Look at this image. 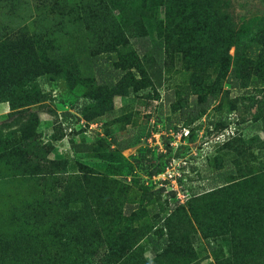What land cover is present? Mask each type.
<instances>
[{
  "label": "rangeland",
  "instance_id": "374dc122",
  "mask_svg": "<svg viewBox=\"0 0 264 264\" xmlns=\"http://www.w3.org/2000/svg\"><path fill=\"white\" fill-rule=\"evenodd\" d=\"M166 1L0 0V44L22 34L38 50L54 49L70 62L69 73L47 72L21 83L30 104L22 106L19 88L11 93L22 98L16 99L18 109L38 117L28 138L48 145L47 155L21 145L19 126L26 118L17 120L18 111L6 115L9 104L0 102L8 104V111L0 107V264H214L208 242L226 257L245 246L257 257L264 245V55L258 57L260 45H253L234 73L238 85L230 87V66L220 52L198 58L209 53L200 39L208 29L205 3L196 8L199 0H170L167 7ZM217 4L231 29L229 54L234 40L253 31L264 39V24L258 25L264 0ZM109 11L123 28L140 25L129 44L146 60H133L136 67L127 73L116 65L133 58V47L115 44ZM111 83L123 93L99 90ZM210 87L217 90L211 107L185 122L197 147L190 153L186 143L167 149L166 140H179L169 131L185 125L176 119L178 107ZM113 136L124 149H117ZM176 151L180 159L172 171L184 172L178 190L192 196L213 186L228 189L180 207L163 179L149 175L151 159L175 157ZM52 196L60 199L56 207ZM255 197L262 199L258 218L214 213L221 202L237 208ZM18 231L29 244L16 241ZM163 240L170 246L158 262L153 247L162 248Z\"/></svg>",
  "mask_w": 264,
  "mask_h": 264
},
{
  "label": "trees",
  "instance_id": "16d2710c",
  "mask_svg": "<svg viewBox=\"0 0 264 264\" xmlns=\"http://www.w3.org/2000/svg\"><path fill=\"white\" fill-rule=\"evenodd\" d=\"M172 1V0H171ZM173 2V1H172ZM172 2L170 0L165 2V5L167 7L172 6ZM205 3V4H204ZM201 4H204L205 7V22H208L207 25V30L203 32L204 37L200 35V39L203 41V48L206 49L208 48L209 53H202L201 55L198 56L200 61H202L204 58L211 57L209 55H214L215 51H218L221 53L220 59L221 62L226 63L229 68V74H231V77L228 76L226 78V82L229 84L230 87H236L238 85L236 79L234 78V73L237 71L240 62L248 57L249 55V50L253 45H260L261 52H259V56L264 55V39H256L258 35L253 31L252 33L241 37L237 38L232 42L231 45L234 46V51L231 54L228 53L227 48L225 46V43L228 41L230 37V32L231 29L227 26V23L223 19L222 12L220 11L219 5L217 4V0H199V2L196 5V8H198ZM112 9H117L116 6H113ZM170 11V9L168 8ZM172 12V11H171ZM169 12V14L171 13ZM114 14L109 11L108 13V21L113 27V35L115 36V44L122 45L123 47H128L132 48L133 46L130 45V38L134 37L135 35L133 32L139 30V24L138 23H133V27H127L123 28L117 20L113 18ZM210 21H214L215 23H210ZM221 21L220 23H218ZM264 24V21H260L258 25ZM225 25V26H224ZM142 28V27H141ZM141 31V29H140ZM196 35V34H195ZM194 35V36H195ZM197 37V36H196ZM197 39V38H195ZM163 44L165 45L166 48L168 46H172V41L167 37V35L164 38V41H162ZM35 43L30 40L29 37H25L22 34H16L11 40H7L4 44H0V88L4 87V90H0V102H8L9 104V112L6 113V115H13L14 112L18 111V119L17 120H23L26 118L25 121L21 123L19 126L20 131L23 133V140H22V146L25 148L29 149H36L40 155H47L48 153V145L46 144H41L37 142L34 138L29 140L28 136L30 135L29 132H34L36 128V123L38 120V117L35 116L33 119H31V116L33 114H30L31 112L27 115H25L23 112V109H18L19 106H17L16 99H22V98H17V97H12L11 93L16 90L17 88L20 89L21 93L24 94L26 101H23L22 106H26L27 104H30L33 99L30 97V95L26 92V90L22 87L21 83L24 81H30L31 79H34L36 76L51 72L55 73L58 75L61 74H66L70 72V62L64 61L66 59V56L56 52L54 49H47V48H42L41 50H38L36 46H34ZM132 52L131 54L133 55V58H128L127 60H121L123 61L122 64L116 65V68L120 69V71H124L127 73L129 72L132 67H136L133 64V60L136 58H139L140 60H146V54L143 53L140 54V52L135 49L134 47L131 49ZM41 51V52H40ZM139 56V57H138ZM143 58V59H142ZM137 60V59H136ZM137 66L140 67L139 63L136 62ZM141 68V67H140ZM121 72V73H124ZM124 73V74H125ZM139 74L142 76L144 75L143 70L139 69ZM118 77V76H117ZM119 86L116 83H111L104 85L103 87H99V90L102 89H113L112 93H123V89L118 88ZM196 92H199L195 88ZM201 91V90H200ZM217 97V90L215 87H210L208 90L204 91L203 93L197 94L196 100H193L190 103H182L178 107V112L176 114V119L178 121L184 122V126H186L187 121L189 120H194L197 117H200L206 111L211 107L213 101ZM165 102H168L170 100L169 94H165ZM92 100H95L96 98H91ZM91 100V101H92ZM35 101V100H34ZM26 103V104H25ZM86 103H84L83 108L87 107ZM25 109V108H24ZM23 111V112H22ZM188 141H194V137L189 136L187 137ZM166 140V139H165ZM112 143L116 145L118 150L124 149L125 145L122 141L118 140L117 136L112 137ZM168 140L165 141V147L167 149L170 148ZM180 148V147H179ZM186 149H188V146H186ZM234 150L237 153H242V149L240 148H234ZM177 152H175V157H177ZM179 153V152H178ZM166 158V159H165ZM172 156H168L167 154H160L157 158L151 159V169L149 170V175H157L159 173H162L165 170V167L171 160ZM163 159L165 161L163 162ZM208 159V158H207ZM207 163H210V159H208ZM36 178V177H34ZM166 183V182H165ZM227 186V185H226ZM225 186V187H226ZM228 189L226 187L223 189L222 187H209L206 191L202 193H198L196 195L190 196L186 202H183L179 204L180 207H184L186 205H190L192 202H195L197 200H201L205 197L212 196V197H220L219 194L222 192H225ZM169 195H171L173 198L176 197V192L173 190L168 191ZM215 195V196H214ZM258 197L251 198V200L248 202L249 204L247 205H238L237 208L232 206L229 202L223 203L222 202L217 206V208H214L215 211L214 213H217L219 215H223L224 217L228 218H233L235 216H240L245 218L247 217L248 220L250 221L254 216L259 217V212H258ZM60 199H57L56 196L51 197V204L53 206H57V202ZM221 201V200H220ZM262 201V199H261ZM236 205V204H235ZM234 207V208H233ZM131 209V208H130ZM246 209H250L249 211H246ZM75 214V212H73ZM238 219V218H236ZM223 224L227 223L228 221H221ZM220 222V223H221ZM250 225V223H248ZM80 226L79 224H77ZM166 225V222H165ZM84 227V226H80ZM255 229V228H254ZM83 230V229H82ZM20 233H23V231H18L17 234H15V239L16 241L19 240L22 243H28V240L25 236H19ZM130 233V230H126L121 233L122 238L126 239ZM79 242L83 245L86 246L85 239L80 235L79 237ZM163 247L158 248L157 246L153 247V251L155 252V257L158 259V262L161 259V255H164V252H166V247L170 246V240H163ZM7 247L11 245V242L7 241L5 243ZM174 245H177L178 248H180V244L175 243ZM208 245L211 249V252L214 255L215 263L214 264H264V245L260 243L259 245V250H258V255L255 257L253 254V251H251L248 247L245 246L243 248L242 252L239 254H234V251L232 252L233 256L226 257L224 255H220L217 253L216 248L212 245ZM244 246V245H242ZM254 256L253 262L249 261L248 258L250 256ZM16 264H28V263H22L18 259H15ZM185 264L187 262L182 261ZM30 264V263H29Z\"/></svg>",
  "mask_w": 264,
  "mask_h": 264
},
{
  "label": "built area",
  "instance_id": "2783aa9c",
  "mask_svg": "<svg viewBox=\"0 0 264 264\" xmlns=\"http://www.w3.org/2000/svg\"><path fill=\"white\" fill-rule=\"evenodd\" d=\"M169 132H170V134H169L170 139H171V137L172 138H175V135H177L176 133H179V136H178V139L179 140L177 142L173 141L174 139L173 140H170L169 144L171 146L172 145H175V146H172V147H175L176 148V147H179L181 145L180 143H186L187 146H188L187 152L190 153V152H193L194 151L193 149H195L197 147L195 145L199 143V142L196 143L195 140L194 141H188L187 137L190 134V130H189L188 127L182 126V130L180 132H177V131L176 132H173L172 130H170ZM223 134H224V132H221L219 135H217V137H219V136H221ZM179 159L180 158H177V157H174L173 156L171 158V160L169 161V163L167 164V166L165 167V170L162 173L157 174L156 176L153 175V177H159V178L161 177L163 179L162 182H164V183L166 182L165 185L167 184L166 185L167 191H170V190L175 191L176 192V198L181 203H183L184 202V199H188L190 197V195L188 194L189 192H188V190L186 188H182L181 186H180L181 190H178L176 186L179 185V184H181L182 179H184L183 178L184 177L183 176V173L184 172L182 170H180V168H179V173L178 172L174 173L172 171L174 169L173 168V165H175L176 163L178 164L179 163V161H178ZM180 161L182 163H186V160H184V159L183 160H180ZM171 183H172L173 186L171 185ZM173 183H175V184H173ZM184 195H187V196L183 199L182 197H184Z\"/></svg>",
  "mask_w": 264,
  "mask_h": 264
},
{
  "label": "crops",
  "instance_id": "0c3cea01",
  "mask_svg": "<svg viewBox=\"0 0 264 264\" xmlns=\"http://www.w3.org/2000/svg\"><path fill=\"white\" fill-rule=\"evenodd\" d=\"M0 107H1V109H3L2 107H6V109H7V111H8V104L7 103H0ZM3 105H5V106H3ZM4 112H6V111H4Z\"/></svg>",
  "mask_w": 264,
  "mask_h": 264
}]
</instances>
